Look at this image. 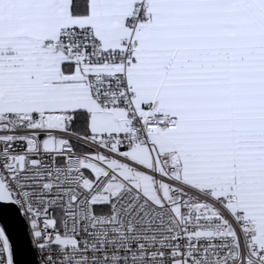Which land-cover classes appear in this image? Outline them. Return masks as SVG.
Segmentation results:
<instances>
[{
	"label": "snow or ice",
	"instance_id": "obj_1",
	"mask_svg": "<svg viewBox=\"0 0 264 264\" xmlns=\"http://www.w3.org/2000/svg\"><path fill=\"white\" fill-rule=\"evenodd\" d=\"M0 264H264V0H0Z\"/></svg>",
	"mask_w": 264,
	"mask_h": 264
}]
</instances>
